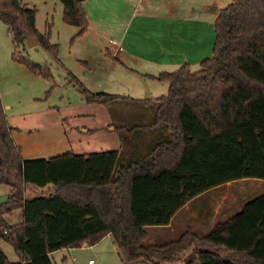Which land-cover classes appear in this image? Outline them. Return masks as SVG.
Segmentation results:
<instances>
[{"label":"trees","instance_id":"1","mask_svg":"<svg viewBox=\"0 0 264 264\" xmlns=\"http://www.w3.org/2000/svg\"><path fill=\"white\" fill-rule=\"evenodd\" d=\"M57 1L62 23L77 28L73 39L81 36L87 29L81 0ZM34 12L20 0H0L11 44L29 37L55 58L56 45L34 28ZM213 33L211 57L196 71L184 65L148 76L166 92L134 101L148 103L151 114L119 137L132 149L127 157L114 150L22 160L0 101V185L9 188L0 205V240L16 258L9 263L0 249V264H52L51 253L90 246L105 235L123 263L158 264L160 253L188 247L182 264H264V189L204 235L188 230L163 245L145 243L146 227L165 226L205 191L242 179L264 181V0H229ZM16 62L50 79L47 69L22 57ZM67 75L85 103L128 100L92 93ZM26 185L51 190L23 199ZM13 210L21 211V222L7 225L3 215Z\"/></svg>","mask_w":264,"mask_h":264},{"label":"crops","instance_id":"2","mask_svg":"<svg viewBox=\"0 0 264 264\" xmlns=\"http://www.w3.org/2000/svg\"><path fill=\"white\" fill-rule=\"evenodd\" d=\"M226 2V0H81L87 29L78 39L83 41L82 45L87 43L89 49H98L100 52L103 50L102 58L108 62L110 69L118 72L120 78L111 80L110 83L118 87L112 91L113 93L128 98L118 100L122 106H148V103L144 105L134 101L164 95L167 88L165 84L156 82L148 76L171 73L184 65L190 71L197 70L201 61L211 57L214 42L213 21L219 10L226 6ZM108 37L121 49L117 50L116 45L108 44L106 42ZM4 115L6 117L5 113ZM107 120L108 130L111 132L135 131L134 121H130L129 126L122 127L116 126L112 119ZM25 121H27L25 125H21L24 121L20 123L11 121L12 125H9L6 117L10 138L19 148L22 160L48 159L72 153L67 151L55 153L64 143V139L58 133V125H55L52 133L44 120L29 117ZM130 133L127 135L128 140L131 138ZM119 137L112 142V145L118 146L117 149L114 147L115 149L106 151L121 150ZM131 150L126 147L123 151L126 157ZM241 181L225 183L192 198L171 216L165 226L146 227L145 243L163 245L176 240L188 230L198 235L208 233L215 223L236 213L238 199L232 197L228 200L227 192L232 184ZM43 190L50 191L51 187L37 189L26 185L23 189V199L33 198ZM8 191V187L0 185V202H3L4 198L6 201ZM4 217L12 220L9 221L10 225L17 224L22 219L20 210H13L3 215ZM61 251H66L74 263L77 262V258L86 257L88 264L92 256H95L97 264H105L102 262L103 259H106L108 264L109 257L111 264H140L136 261L121 262L109 235H105L90 246L82 244L77 248L62 249L51 254ZM189 251L188 247L164 251L160 253L156 262L171 264L172 258H175L178 264H182ZM91 264H94L93 260Z\"/></svg>","mask_w":264,"mask_h":264},{"label":"rangeland","instance_id":"3","mask_svg":"<svg viewBox=\"0 0 264 264\" xmlns=\"http://www.w3.org/2000/svg\"><path fill=\"white\" fill-rule=\"evenodd\" d=\"M20 1L26 8L34 9V28L38 34L47 33L49 44L56 45V55L53 58L40 45L34 43L29 46L25 40L14 47L5 26L0 22V101L8 124L24 121L21 125H25V120L29 117H37L38 120H44L45 125H49L52 133L55 125H58V133L64 143L55 153L67 151L90 154L113 150L114 147L117 149L118 146L112 145V142L124 132L109 131L107 119H112L116 126L122 127L129 126L130 121L145 123L151 114L150 107L122 106L118 101L106 106L83 102L76 88L68 82V73L92 93L115 95L112 91L118 87L110 81L120 78L118 72L110 69L108 62L102 58L103 50L100 52L98 49H89L87 43L82 45L83 41L78 39L80 36L73 39L77 29L62 23L61 6L57 0ZM226 1L228 4V0ZM19 57L41 69H47L50 79L34 76L24 65L16 62ZM50 142L52 143V139ZM120 149L125 151L126 147L120 145ZM263 189L262 180L242 179L231 185L227 192L228 200L232 197L238 199L237 213L245 202L260 195ZM3 219L10 225L11 219ZM0 249L9 263L16 262L11 247L2 240ZM107 252L111 254L110 251ZM86 259L77 258L74 263L66 251L50 254L52 264H86ZM91 259L97 264L95 256ZM102 262L106 264V259ZM176 263L178 261L172 258L171 264ZM108 264H111L110 257Z\"/></svg>","mask_w":264,"mask_h":264},{"label":"built area","instance_id":"4","mask_svg":"<svg viewBox=\"0 0 264 264\" xmlns=\"http://www.w3.org/2000/svg\"><path fill=\"white\" fill-rule=\"evenodd\" d=\"M106 42L108 43V44H111V45H116L115 47H116V49L117 50H120L121 48L118 46V44H116L113 40H112V38H107L106 39ZM92 263V261L90 260V261H88V264H91Z\"/></svg>","mask_w":264,"mask_h":264},{"label":"water","instance_id":"5","mask_svg":"<svg viewBox=\"0 0 264 264\" xmlns=\"http://www.w3.org/2000/svg\"><path fill=\"white\" fill-rule=\"evenodd\" d=\"M25 41H26V43L29 45V46H33L34 45V41H32L29 37H26L25 38ZM5 199V198H4ZM3 199V202L5 201ZM3 202H0V205L3 203Z\"/></svg>","mask_w":264,"mask_h":264}]
</instances>
